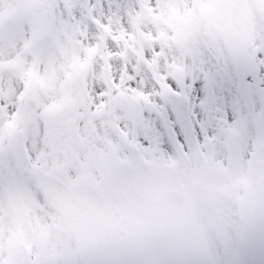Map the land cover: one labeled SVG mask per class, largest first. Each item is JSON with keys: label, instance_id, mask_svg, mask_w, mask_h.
<instances>
[{"label": "rangeland", "instance_id": "obj_1", "mask_svg": "<svg viewBox=\"0 0 264 264\" xmlns=\"http://www.w3.org/2000/svg\"><path fill=\"white\" fill-rule=\"evenodd\" d=\"M64 1L73 2V0ZM157 1L155 0V6L150 7V16L154 18L152 20L154 25L149 21L140 22L139 20L138 24H142L141 28L138 29L134 22L132 24L134 29L129 31L122 23L124 28H118L112 20L104 19L107 5L102 9L98 7L101 0H95L96 14L103 19L109 29L111 84L116 89L115 127L125 117H131V114L134 115L136 121L135 128L131 125L127 133H124L126 138L129 137L128 140L121 138L123 133L119 136L115 135L116 151L123 159L117 160L118 155L113 159L117 180L115 179L109 185L111 187L114 185L115 200L106 211H114L116 245L114 248L113 241H105L107 243L102 244L105 247V254L94 257L92 262L107 259L108 253L112 251L115 254L111 258L127 260V255L124 254L122 248L128 244L132 246L137 240L145 239L146 223H150L151 229V226L160 220L157 214L160 209L158 206L146 205L143 202L142 204L130 191L125 190L129 173L151 167H161L156 164L155 155L159 133L160 135L167 134L165 143L170 144V147L165 145L164 155L171 160L173 158L169 156L171 150L177 152L182 166L186 168L185 170L190 174L194 183L199 172L204 168L217 166L224 170L232 165L234 174L231 177V184L234 188L225 194L212 195L211 199L205 198L207 201H204L202 196L197 199L203 202L200 211L201 215L206 217L204 220L218 223L221 242L234 235L241 236L239 203L248 180L249 155L256 146L264 142V92L254 89L256 82L262 81L259 74L254 71L261 68L257 50L264 49V43L230 47L217 46V43L211 40L214 37L211 39L207 37L209 25L213 23V20L204 13L206 6L204 0ZM59 2L61 0H0V60L11 58L3 52L5 47L19 45L20 48L24 44V48L28 49L24 53L19 51L12 57V61L4 63L10 70L3 71L4 66L0 61V99H7L9 103H12L17 97V88L22 87L23 92L18 101L20 110L31 98H36L38 105V110L29 120L22 115V111L9 117L7 111L0 108V252L4 254L7 264H15L13 253L17 238L28 241L36 236L35 242L31 244L35 249L33 255L35 264L64 260H71L77 264L76 256L64 253V248H68L66 245L70 244L75 251L79 248V243L86 244L90 240L87 239L90 235L74 238L75 236L70 237L68 234L65 236L60 232L61 235H57L58 240L62 241L59 253L52 255V249L49 248L47 254L45 245L48 246V243H45L44 239L46 233L43 234L37 229L35 234L28 227L30 221L28 213L32 209L29 200V193H31L29 179L34 162L39 165L38 186H44V189L49 187L48 194L51 198L55 194H60L59 188L62 184L57 181L61 178L59 173L52 171L51 181L45 177L44 166L48 139L45 137L43 140H38L35 136V125L38 119H43L47 124V129H52L54 123L52 116L58 112L57 110L64 102L63 97H72L69 100L70 105L65 109L67 110L66 121L59 125L61 128L66 127L67 162L70 160V150L76 149L78 141L83 143L82 152L91 156L90 136L84 137V140L77 137L78 133L73 123L75 116L72 114L79 100L72 93L75 88L83 85L82 81H86L87 86L99 83L101 64L99 45L96 31L86 18L77 21L74 28H70L67 23L60 20L55 7V4ZM103 2L115 4L116 0H103ZM237 2L231 9L235 15L241 13L242 10L241 1L237 0ZM51 6H53L52 10L55 15L53 31L44 42L38 43L35 40L38 16L44 10H49ZM250 7L258 9L261 26L264 29V0H254ZM140 10L141 8L138 11ZM111 14L118 13L112 12ZM88 15H91V12ZM132 16L135 17L134 14ZM160 16L166 22L163 23L164 20L160 19ZM118 18L120 19L119 15ZM236 19L235 23H238V16ZM252 19L251 15L248 22H252ZM216 27V23L213 24V28ZM236 33L233 28L230 30V34L235 35L236 40L242 39L240 34L236 35ZM247 33H243L245 43H248ZM149 51H154L155 54L150 59H145ZM83 56L90 58V64L87 67L81 66ZM12 66H16L15 69H12ZM133 68L136 70V79L139 81L136 87H130L128 84V74ZM169 83L197 100L194 105H198V115L192 126L193 136L191 137L184 134V137L181 136L180 130L172 120L170 105L165 104L167 102L166 93L163 95V103L160 102L162 96L160 90L167 92L171 89ZM247 90L249 94H245ZM144 106L155 107L147 115H140V110ZM230 128H236L237 131L242 130V133L230 136L228 133ZM17 131L24 133L25 147L29 145L26 147L27 159L24 163L14 161L9 149L10 137ZM110 133H113L111 129ZM206 136L209 138L204 143ZM180 137L183 139L181 140ZM127 141H130L131 147L135 145L137 148H129ZM29 150L34 154L32 158L29 157ZM141 150L148 154L147 163L140 158ZM86 154L84 158L88 161ZM105 159L110 163L113 161ZM84 166H89V163H85ZM99 175L105 177H103V183L100 178V185L107 186V180L109 181L107 176L100 171ZM63 180L64 178L60 181ZM15 188L21 190L24 199V210L20 216L17 215L16 204L13 200ZM193 191L198 192V187L195 186ZM184 198L187 200L188 196ZM53 203L57 209L59 203L57 201ZM83 209L84 207L81 206V212ZM183 212L185 216L190 213L189 210H183ZM55 213L56 211H52L51 215ZM103 215L106 216L107 213ZM188 227H192L190 221ZM170 228H172L171 224ZM46 232L48 233L46 236L54 232L50 221ZM126 235H129L128 241L125 239ZM185 237H187L185 243L189 242L191 248L200 253L201 251L197 249L200 247V242L195 241L194 238L191 243L187 234ZM152 239L151 244L156 245L157 239ZM94 241L93 238L92 244ZM161 253L159 246H155V255L158 256H156V262L152 256L149 257L154 264H164L163 260L173 258L166 252L167 257L162 259L163 254ZM89 256L90 253L84 254L83 262L80 263L78 260V264H87ZM180 256L182 254L177 255V257Z\"/></svg>", "mask_w": 264, "mask_h": 264}, {"label": "snow or ice", "instance_id": "obj_2", "mask_svg": "<svg viewBox=\"0 0 264 264\" xmlns=\"http://www.w3.org/2000/svg\"><path fill=\"white\" fill-rule=\"evenodd\" d=\"M144 0H116V3L105 4L103 0L99 3L100 8H105L107 5V11L104 19H111L109 13L116 12L119 14L121 23L126 24L131 21V16L142 7ZM56 10L59 13V18L62 22L68 24H75L82 18H86L91 24H95L97 30H102L103 19L97 16L96 9L97 3L95 0H73L71 3H65L63 0L55 4ZM91 12V15L88 13ZM27 35V32H26ZM154 51L146 53L145 59H150L154 55ZM257 57L260 61V67L264 69V49L257 50ZM129 86L136 87L139 81L136 79L137 73L133 68L129 72ZM170 84V83H169ZM171 85V84H170ZM173 87V85H171ZM115 91V89H112ZM23 92L22 87L17 88V97L12 103H9L7 99H0V108L7 111L9 117L16 115L19 111V97ZM109 92V86L107 83L103 85L99 83H93L90 94L92 95V102L90 111H93L96 107H99ZM162 99V98H161ZM168 104V102H165ZM179 104V103H172ZM155 106H144L140 110V115H147L153 110ZM129 121L127 117L118 125L113 128L114 135H122L123 129L127 127ZM139 131V129H137ZM48 133L47 124L43 119H38L35 125V136L38 140H43ZM209 137H205L204 143ZM182 140L183 137H180ZM29 147V145H26ZM33 153L29 150V157H33ZM0 264H7L4 254L0 252ZM30 264V262H28ZM45 264H75L71 260L64 261H50ZM92 264H148L146 261H130L122 259H105L92 262ZM164 264H264V223H262L255 231L246 235L239 236L234 235L232 238L218 242L215 247L209 248L205 251L196 254H186L180 257H173L166 261Z\"/></svg>", "mask_w": 264, "mask_h": 264}, {"label": "water", "instance_id": "obj_3", "mask_svg": "<svg viewBox=\"0 0 264 264\" xmlns=\"http://www.w3.org/2000/svg\"><path fill=\"white\" fill-rule=\"evenodd\" d=\"M43 28L44 32L49 30V23L46 24V18ZM13 150L16 157H19L22 151L21 140L16 142ZM167 181V177L157 173L134 176L132 179L137 192L146 198L159 193L162 184ZM241 210L243 236H246L264 223V148L257 149L253 156L251 178L242 199Z\"/></svg>", "mask_w": 264, "mask_h": 264}, {"label": "flooded vegetation", "instance_id": "obj_4", "mask_svg": "<svg viewBox=\"0 0 264 264\" xmlns=\"http://www.w3.org/2000/svg\"><path fill=\"white\" fill-rule=\"evenodd\" d=\"M146 1H147V0H146ZM149 1L154 3V0H149ZM217 1L220 2V3L225 2V0H217ZM88 116H89V115H88ZM96 120H97V119H96ZM93 132H94V134H95V135H94L95 138H96V137H99V135L96 134V131H95V130H94ZM97 142H98V140H97Z\"/></svg>", "mask_w": 264, "mask_h": 264}]
</instances>
